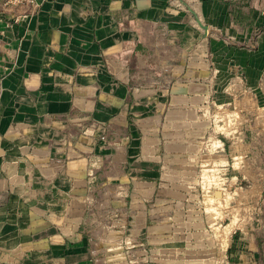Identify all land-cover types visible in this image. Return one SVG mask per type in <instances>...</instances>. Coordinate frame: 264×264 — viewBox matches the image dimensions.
Segmentation results:
<instances>
[{"label":"crops","instance_id":"obj_1","mask_svg":"<svg viewBox=\"0 0 264 264\" xmlns=\"http://www.w3.org/2000/svg\"><path fill=\"white\" fill-rule=\"evenodd\" d=\"M4 1L0 0L3 264H95L98 258L101 264L128 263L119 251L105 257L91 253L83 234L88 226L82 199L85 166L76 159V151L52 148L63 136L82 148L78 124L92 121L114 125L115 145L100 141L98 153L107 159L120 156L119 167L130 185L126 201L132 197L138 202L133 208L144 217L147 246L160 241L177 246L169 245L171 251H182L188 239L204 238L202 216L189 209L196 201L197 185L202 194L211 191L196 180L195 171L202 166L224 173L234 170L228 142L214 136L212 151L200 147L210 128L205 108L231 105V92L253 83L246 72L258 75L255 84L264 91V52L236 49L232 43L248 46L253 34L264 37V0H34L36 12L14 24L8 21L10 14H1ZM181 2L208 27L206 37L184 14ZM237 10L245 15L256 12L253 23L236 25ZM152 26L173 30L181 46L183 57L164 64L168 70L158 51L146 47ZM257 59L260 67L255 69L251 64ZM246 133L244 163L260 159L258 170L264 174V146H254L252 134L248 139ZM236 179L225 177L227 188L236 190ZM101 180L99 176L96 182ZM256 186L264 194L263 178ZM243 239L242 230L230 232L225 253L232 257ZM259 242L251 251L261 248ZM195 247L210 248L203 243ZM170 250H158L161 264L167 263Z\"/></svg>","mask_w":264,"mask_h":264},{"label":"rangeland","instance_id":"obj_2","mask_svg":"<svg viewBox=\"0 0 264 264\" xmlns=\"http://www.w3.org/2000/svg\"><path fill=\"white\" fill-rule=\"evenodd\" d=\"M182 9L189 20L193 22V16L188 13L186 8L182 7ZM9 23L14 24L13 21H9ZM195 26L197 27V25ZM253 36V41L248 46L242 41L232 43L236 49H248L255 53L264 52V37L258 36L256 38L257 34H253ZM193 50L192 47L190 51ZM0 52H3V47H0ZM206 52V59L212 65V58ZM260 62V59L253 60L251 65L256 69V67H260ZM246 73L250 80L253 79V83L248 85L246 90L232 91L231 105L220 107L215 105L205 108V124L210 128L207 129L208 131L201 141L200 147L212 151L217 141L214 136L228 142L231 145L234 170L230 169L224 173L223 170L217 168L202 166L204 168L198 167L195 171L196 180H202L200 182L201 186H204L203 183L208 184L204 187L207 191H211V194L210 192L202 194L203 188L200 189L197 185L196 201L191 204L193 206L189 209L194 215L199 214V216H202L203 219L200 224L205 226V231H207L203 234L204 238L202 237L203 239L200 240L188 239V248L182 250L183 252L180 250L171 251L168 247L172 243L164 244L161 242L162 244H160L159 241L157 244L154 243L155 246H147L148 241L144 239L147 250H153L152 258L150 255L141 257L144 260L146 259V262L142 261L140 263L139 261L136 262L134 256L125 254L124 258L128 260L127 264H153L154 261H156V264H161L158 261L161 257L158 250L165 247L170 250L166 264H219L220 261L221 264H264V194L260 195L259 187L256 186L261 178L264 179V174L258 170L260 159L253 160L251 165L248 162L244 163V135L246 132L248 139L250 136L248 133L252 134L251 142L254 146L257 144L264 146V91H261L259 86L255 84L258 75L254 73L248 75L250 73ZM243 82L245 81L243 80ZM214 110H217V112L215 113ZM212 112L215 113L214 118ZM260 131H262V135L259 134ZM208 134L209 138L207 137ZM248 139L247 142L250 141ZM225 177H237L235 180L236 190L227 188L229 184ZM213 180L215 183H213ZM250 187L252 188L250 189ZM217 189L223 193V196H219ZM215 190L217 192L212 194V191ZM233 230L236 232L242 230L245 239L241 240L240 246L235 247L232 257H229L224 248L227 246L229 234ZM257 241H260L261 248L253 252L251 249L256 247ZM200 243L206 244L210 248L200 250L195 247ZM213 245L219 249H213ZM173 246L177 247L171 245V247ZM155 250L157 252H154ZM150 260L152 263H149Z\"/></svg>","mask_w":264,"mask_h":264},{"label":"built area","instance_id":"obj_3","mask_svg":"<svg viewBox=\"0 0 264 264\" xmlns=\"http://www.w3.org/2000/svg\"><path fill=\"white\" fill-rule=\"evenodd\" d=\"M37 8L38 4L34 0H5L1 14L4 16L10 14L8 21L17 23L26 20L36 12ZM146 47L158 51L163 65L183 57L176 33L167 28L149 27ZM163 68L168 70L167 66ZM163 79L167 77L164 76ZM138 90L141 89H136V92ZM132 105H137V103L134 102ZM83 122L85 121L78 123ZM113 126L110 122L95 121L84 126L78 124L80 132L77 136L81 140L82 148H78V142L73 143L70 138L64 136L52 148L56 152H64V148L68 152L76 151V159L85 166L82 199L86 215L84 221L88 226L83 234L89 239L91 253L96 257L101 255L105 257L107 254L116 255L119 251L121 254L124 253L123 258L125 254L134 256V258L148 255L151 257V252L147 250L144 243V230H146L144 217H141L133 208L138 202L132 197L128 202L126 201L130 193V185L129 181L124 179V171L119 167L120 156L115 153L107 159L98 153L102 147L100 141L115 145L116 139L111 141L117 133ZM99 176H102L103 180L96 182ZM154 221L157 220L154 219ZM5 256V251H0V264L5 262ZM103 262L109 264L106 261ZM94 263L101 264L100 258Z\"/></svg>","mask_w":264,"mask_h":264},{"label":"trees","instance_id":"obj_4","mask_svg":"<svg viewBox=\"0 0 264 264\" xmlns=\"http://www.w3.org/2000/svg\"><path fill=\"white\" fill-rule=\"evenodd\" d=\"M256 17V12L249 11V14L245 15L240 10L234 11V23L238 26H248L253 23V19Z\"/></svg>","mask_w":264,"mask_h":264},{"label":"water","instance_id":"obj_5","mask_svg":"<svg viewBox=\"0 0 264 264\" xmlns=\"http://www.w3.org/2000/svg\"><path fill=\"white\" fill-rule=\"evenodd\" d=\"M181 3L186 8L188 13L193 16L197 26L203 31L204 36L206 37L208 35V32H209L208 27L202 24V22L196 16L195 12L187 4H185L184 2H181Z\"/></svg>","mask_w":264,"mask_h":264}]
</instances>
